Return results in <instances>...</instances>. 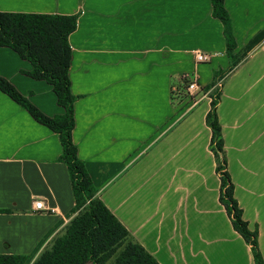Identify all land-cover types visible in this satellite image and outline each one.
I'll return each instance as SVG.
<instances>
[{"label": "crops", "instance_id": "1", "mask_svg": "<svg viewBox=\"0 0 264 264\" xmlns=\"http://www.w3.org/2000/svg\"><path fill=\"white\" fill-rule=\"evenodd\" d=\"M224 6L233 59L211 0H0L2 13L78 16L69 36L73 142L97 197L159 264H255L219 201L206 123L213 89L184 109L175 97L186 80L222 88L227 171L264 259V40L244 52L264 32V0ZM31 71L0 47V76L43 115H63L53 87ZM62 154L58 135L0 90V255L33 264L76 216Z\"/></svg>", "mask_w": 264, "mask_h": 264}, {"label": "trees", "instance_id": "2", "mask_svg": "<svg viewBox=\"0 0 264 264\" xmlns=\"http://www.w3.org/2000/svg\"><path fill=\"white\" fill-rule=\"evenodd\" d=\"M225 0H211L213 14L224 25L227 53L233 59L236 42L232 20L225 9ZM78 16L38 14H12L0 12V47L14 50L22 59L32 64L28 73L34 79L44 80L53 87L57 102L64 109L63 115L53 118L43 115L27 98L23 97L6 79L0 76V90L26 110L38 123L56 133L63 147L59 161L68 167L76 201L74 219L33 264H159L139 244L97 197V189L87 172L85 163L78 156L73 142L74 103L69 78L71 46L69 36L77 28ZM262 40L264 32L256 35L244 52L251 51ZM237 62L232 63V69ZM186 83L190 81L186 80ZM218 81L204 87L210 93L211 110L206 123L212 130V152L219 161L217 173L221 188L219 201L224 206L233 229L250 246L254 263L264 264L258 244V231H251L243 219V212L234 197V185L227 171L225 143L217 109L221 102ZM213 95V96H212ZM0 213H3L0 211ZM26 256L0 255V264H25Z\"/></svg>", "mask_w": 264, "mask_h": 264}, {"label": "rangeland", "instance_id": "3", "mask_svg": "<svg viewBox=\"0 0 264 264\" xmlns=\"http://www.w3.org/2000/svg\"><path fill=\"white\" fill-rule=\"evenodd\" d=\"M262 55V54H261ZM258 56L259 55H256L255 56V59L256 58H258ZM250 59V58H249ZM251 60V59H250ZM258 64V67H260L261 65H262V67L264 68V59L263 60H259L258 62H257ZM188 82L187 83H185L184 84V87L179 91V93L176 95V97H175V100H176V104L177 105H180V103L181 104H183L182 105V107L185 109H188V108H190V107H192V106H196V105H198L200 102H202V100L203 101H207L206 99H204L203 97H204V90L202 91V89L199 87V89H200V91H197V92H195V94L193 93V94H191L189 91H188ZM215 90H216V88L212 91L214 94H215ZM219 90H221V93H222V88H219ZM213 96V95H212ZM212 149H213V147L211 146V151H212ZM213 153V152H212ZM215 157V156H214ZM224 157H226V151H225V155H223L222 153H220V155H219V158H220V160L222 161V159L224 158ZM215 160H216V162H217V165H218V163H219V161L217 160V158L215 157ZM218 174V173H217ZM219 175V174H218ZM224 208V207H223ZM229 229H228V237L230 238V239H232V240H234V238H236L235 237V234L233 233V231H232V229H231V227H228Z\"/></svg>", "mask_w": 264, "mask_h": 264}, {"label": "built area", "instance_id": "4", "mask_svg": "<svg viewBox=\"0 0 264 264\" xmlns=\"http://www.w3.org/2000/svg\"><path fill=\"white\" fill-rule=\"evenodd\" d=\"M196 60L201 63V62H207L208 61V56L205 54H197ZM188 91L191 94H195V92L200 91L198 84L196 83L195 80L190 81L188 83ZM198 93V92H197ZM45 198L43 196H35L34 197V204H35V209L40 210L43 209V203H44Z\"/></svg>", "mask_w": 264, "mask_h": 264}]
</instances>
